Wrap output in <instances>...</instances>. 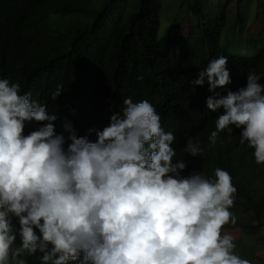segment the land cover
<instances>
[{"label":"clouds","instance_id":"9594fccd","mask_svg":"<svg viewBox=\"0 0 264 264\" xmlns=\"http://www.w3.org/2000/svg\"><path fill=\"white\" fill-rule=\"evenodd\" d=\"M227 62L211 59L191 80L207 81L206 108L220 113L209 144L240 129L239 143L262 164L264 84L253 71L243 87L220 95L215 90L231 83ZM62 92L58 85L52 99ZM123 104L107 126L87 130L95 141L63 119L66 144L57 112L21 94L19 82L0 79V264H27L24 257L37 253L40 264H251L222 234L236 223L230 173L181 175L186 162L175 159L176 137L154 106L130 97ZM26 122L39 126L24 135ZM184 152L203 148L189 138Z\"/></svg>","mask_w":264,"mask_h":264},{"label":"trees","instance_id":"16d2710c","mask_svg":"<svg viewBox=\"0 0 264 264\" xmlns=\"http://www.w3.org/2000/svg\"><path fill=\"white\" fill-rule=\"evenodd\" d=\"M219 56L227 57L231 77L215 90L220 95L243 87L253 71L264 84V0H0V79L19 82L21 94L57 112L55 130L66 144L63 119L95 141L87 130L107 126L124 98L149 101L176 137L175 159L186 162L181 175L230 173L236 223L222 234L235 238V254L264 264V163L239 143L240 129L209 144L220 113L206 108L213 95L207 81L191 83ZM58 85L63 92L55 101ZM38 126L26 122L24 135ZM189 138L200 142L201 155L184 152ZM39 255L24 258L40 264Z\"/></svg>","mask_w":264,"mask_h":264},{"label":"rangeland","instance_id":"374dc122","mask_svg":"<svg viewBox=\"0 0 264 264\" xmlns=\"http://www.w3.org/2000/svg\"><path fill=\"white\" fill-rule=\"evenodd\" d=\"M167 10H165V12H164V15L163 16H165L166 14H167ZM172 28V27H171ZM170 31H171V29H170ZM169 32V31H168ZM164 34V25H163V21H162V25H161V28H160V35H163Z\"/></svg>","mask_w":264,"mask_h":264}]
</instances>
